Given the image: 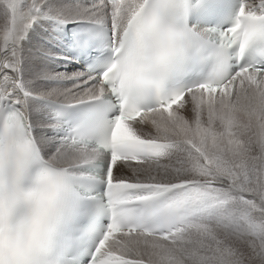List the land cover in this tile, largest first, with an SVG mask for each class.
Masks as SVG:
<instances>
[{
    "label": "snow or ice",
    "instance_id": "snow-or-ice-1",
    "mask_svg": "<svg viewBox=\"0 0 264 264\" xmlns=\"http://www.w3.org/2000/svg\"><path fill=\"white\" fill-rule=\"evenodd\" d=\"M75 8L92 70L50 79L89 99L57 104L23 78L22 48L67 16L0 0V264H264V0ZM34 102L64 133L51 155Z\"/></svg>",
    "mask_w": 264,
    "mask_h": 264
},
{
    "label": "rangeland",
    "instance_id": "rangeland-1",
    "mask_svg": "<svg viewBox=\"0 0 264 264\" xmlns=\"http://www.w3.org/2000/svg\"><path fill=\"white\" fill-rule=\"evenodd\" d=\"M27 2L28 4H31L32 0H27ZM43 2L44 0H37V4H40ZM76 2H77L76 0H47V3L49 4V6L52 7L53 9L63 10L68 20H71L73 18L74 19H78V18L85 19L86 16H83L82 14H77L76 8L73 7V4ZM98 2H95L94 0H90L89 4L98 3ZM82 10L83 9H81V11ZM48 25H50L49 21H45V20L42 21V25H35L33 29L28 33L27 39L23 42V48H22L23 59H24L23 78L27 82H29L33 93H36L38 95H49L52 98L63 100V99H66V96L64 95L65 92H62L58 90L57 88H55V85L50 86V84H55L54 81L49 82L50 84H48V80H53V79H50V77H52L54 73L57 72V70L51 67L52 65L50 66L48 65L46 57L39 55V52L41 51L49 52L44 47L46 36H45V30H43V28L41 27V26L48 27ZM3 48H4V42H3L2 33H0V50H2ZM40 48H42L43 50H41ZM36 66L40 69H43L45 71L44 74H42L43 72L39 71V69L36 70ZM67 73L69 74L67 76H72V74L75 75V73H78V72L71 71ZM42 75H45V76H42ZM61 78H63V76H61ZM67 83L69 84L70 82L60 83L62 85H57V86H62V87L72 86V85H67ZM84 91L85 89L75 90V96H77L76 94H82V92ZM68 97H67L68 101L73 100L71 96H68ZM34 109L36 111H40V108L37 105H34L33 111H32V117L38 119V117L34 114Z\"/></svg>",
    "mask_w": 264,
    "mask_h": 264
},
{
    "label": "bare ground",
    "instance_id": "bare-ground-1",
    "mask_svg": "<svg viewBox=\"0 0 264 264\" xmlns=\"http://www.w3.org/2000/svg\"><path fill=\"white\" fill-rule=\"evenodd\" d=\"M77 2L73 4V7L75 8L76 5H80L81 6V9H83L84 7H90L92 5V3H88V0H76ZM90 1V0H89ZM74 20H90L88 17H85V19H71V20H68V21H74ZM44 21V20H42ZM42 21H40L39 23H37L36 25H42ZM50 23V22H49ZM52 23H50V25L48 26H51ZM54 32H52L51 36H49V34H47V32L45 31V36H46V40L54 43V40L55 38L58 37L57 34H53ZM44 47L49 51V52H39V55L40 56H43V57H46V60L48 62V65H56L57 64V61L58 57H64L63 55L57 53L56 51H54L53 49H50L47 45H46V42H45V45ZM41 50H43L42 48H40ZM52 52V53H51ZM51 53V54H50ZM36 54V53H35ZM38 56V55H37ZM39 65V64H38ZM46 68V67H45ZM44 68V69H45ZM39 71H42L44 74V70L43 69H40L36 66V70ZM56 73H59L60 76H65V75H69L68 73H65L63 71H60L58 70ZM52 75V74H51ZM75 75H80V74H75ZM74 75V76H75ZM83 75V74H82ZM42 76H45V75H42ZM47 76V75H46ZM54 80H48V84H50L49 82H53ZM63 82H66V81H62V82H55V84H50V86H54L55 85V88H57L58 90L62 91V92H67L68 90H72L74 91L75 93V90H77V86L76 85H73V84H68L67 85H72V86H57V85H62L60 83H63ZM39 86V85H38ZM79 92V91H77ZM77 96V99H73V100H67V97L66 99H63V100H60V99H56V98H52L50 97L49 95H42V96H45V97H48V98H52V99H55V100H58V101H61V102H74V101H78L80 99H87L89 98L88 94H87V90L85 89L84 92H82V94H76ZM69 98V97H68ZM71 98V97H70ZM34 105H37L39 108H40V111H36L34 109V114L38 117V119L36 118H33L32 117V120H33V123H34V129H35V134H36V137L40 143V146L41 148L43 149L44 153L46 155H51L53 153H55L57 151V149L60 147V143L57 142V138L53 137L50 130L46 128V126L49 124V121L47 120V112L44 111V109L42 108L41 105L37 104V103H33ZM33 105V106H34ZM35 108V107H34ZM46 121V122H45ZM48 121V122H47ZM150 128V126H149ZM145 167H148L147 165ZM153 168L155 167L154 165L152 166ZM126 169L124 168H121V169H118L117 170V173L116 175L117 176H121L122 173L125 171ZM128 171H130L131 169L128 168L127 169Z\"/></svg>",
    "mask_w": 264,
    "mask_h": 264
}]
</instances>
